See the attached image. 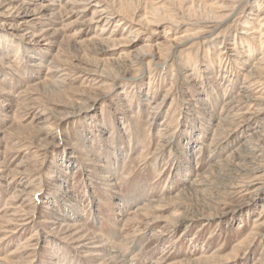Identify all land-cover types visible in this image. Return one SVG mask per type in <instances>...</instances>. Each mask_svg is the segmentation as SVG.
I'll return each instance as SVG.
<instances>
[{"label":"rangeland","instance_id":"rangeland-1","mask_svg":"<svg viewBox=\"0 0 264 264\" xmlns=\"http://www.w3.org/2000/svg\"><path fill=\"white\" fill-rule=\"evenodd\" d=\"M0 264H264V0H0Z\"/></svg>","mask_w":264,"mask_h":264},{"label":"bare ground","instance_id":"bare-ground-1","mask_svg":"<svg viewBox=\"0 0 264 264\" xmlns=\"http://www.w3.org/2000/svg\"><path fill=\"white\" fill-rule=\"evenodd\" d=\"M72 3H74V2H72ZM91 6V5H90ZM98 7V6H97ZM23 18V17H22Z\"/></svg>","mask_w":264,"mask_h":264}]
</instances>
